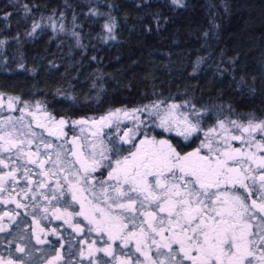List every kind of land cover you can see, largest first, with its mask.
I'll use <instances>...</instances> for the list:
<instances>
[{
  "label": "trees",
  "instance_id": "obj_1",
  "mask_svg": "<svg viewBox=\"0 0 264 264\" xmlns=\"http://www.w3.org/2000/svg\"><path fill=\"white\" fill-rule=\"evenodd\" d=\"M109 3L112 8L107 7ZM184 3L185 7L173 6L170 0H0V40L4 41L0 44V98L19 97L12 109L0 106V116H17L25 102L37 109L39 102L37 110L69 121L64 131L71 135L76 132L73 120L96 119L116 108L134 109L159 99L178 104L190 99L198 109H207L202 120L205 129L216 124L217 117L236 119L251 113L264 118V0ZM25 5L30 10L27 15ZM89 7L116 18L115 40L100 38L107 36L102 29L106 17L85 15ZM73 12L81 26L75 31L81 34L84 47L76 46L68 32ZM34 22L40 27L29 36ZM241 77L243 83L238 87ZM141 118L145 124L152 119L147 112ZM116 130H104L109 148L113 139L120 144ZM159 132L155 128L149 135ZM163 137L179 143L180 150L186 152L199 146L203 132L188 141L175 133H163ZM120 146L122 155L131 147ZM0 159L8 162L7 168L0 165V174L12 170L14 161L23 163L2 151ZM107 171L101 168L92 175L106 180ZM63 174L57 173V182L63 180ZM16 177L5 182L2 194L27 189L23 167ZM61 184L66 192L67 185ZM250 187L257 199L261 195L259 182ZM96 188L98 191L99 184ZM19 204L21 220L52 230L46 220L38 218L34 200ZM2 235L0 255L6 256L7 235ZM54 236L48 233L46 238L51 251L46 262L55 255L64 258L71 254L67 236Z\"/></svg>",
  "mask_w": 264,
  "mask_h": 264
},
{
  "label": "snow or ice",
  "instance_id": "obj_2",
  "mask_svg": "<svg viewBox=\"0 0 264 264\" xmlns=\"http://www.w3.org/2000/svg\"><path fill=\"white\" fill-rule=\"evenodd\" d=\"M170 3L186 6L184 0H170ZM107 7L112 8L113 5L109 3ZM24 9L27 15L30 11L27 5ZM63 15L61 12V17ZM85 15L106 17L102 29L107 36L100 38L105 42L116 39V18L111 13L89 7ZM156 20L158 23L159 17ZM72 21L68 32L76 41V46L84 47L80 43L81 34L75 31L81 27L76 24L75 12ZM39 27L40 24L34 22L32 31L27 35L31 36ZM60 31H65L62 23ZM3 43L0 40V44ZM242 83L243 77L237 86ZM8 100V107L12 109L19 97H9ZM35 107L40 109V103L37 102ZM28 108L29 104L25 102L24 108L19 110L24 113ZM142 112H147L152 118L148 124L140 119L138 114ZM207 112V109H198L190 99L179 104L159 99L134 109L116 108L98 119L73 120L71 124L81 126V132L84 131L83 126L90 124L95 129L92 135L97 137L102 135L104 128L111 129L114 125L119 131L121 116L133 119L135 123L120 135V144L113 139L109 148L101 139L99 153L96 151L97 144L93 142L92 151L86 154L77 143L79 137L74 136L70 141L72 149L65 150L61 145V151L56 153L54 160L50 153L47 160L39 159V145L35 153L25 152L23 145L31 144L32 140H20L14 135L16 118L10 116L6 123L12 124L13 131L6 135L0 131V151L15 148L18 160L23 163L14 161L11 171L0 174V191L5 190L4 185L9 178L12 181L17 179L20 167L24 168V176L31 185L32 172L28 164L39 166V174L45 179L56 175L53 169L44 167L46 163H52L54 168L66 173L64 182L67 194L71 196L69 201L64 184L58 181L51 200L59 202L62 198L63 204L53 208L55 218L64 219L75 231L81 232L84 229L75 217H83L88 223V231L107 235L108 241H120L122 248L134 243L135 251L144 257L143 262L137 259L134 264H264V118L251 113L236 119L217 117L216 124L205 129L202 120ZM28 114L34 116L31 111ZM44 114L49 125L38 126L48 128L49 135L58 139L66 137L64 128L69 121L64 118L57 120L47 112ZM19 120H23V115ZM3 127L0 124V130ZM155 128L161 132L156 136L149 135ZM173 132L184 141L194 136L199 138L201 132L204 138L194 150L182 152L179 143L163 138V133ZM20 135L24 133L20 132ZM31 135L35 137L36 134ZM41 142L45 149L52 148L50 142ZM233 142H238L239 146ZM123 144L131 145L127 155H122L124 149L120 145ZM69 151L74 159L67 158ZM108 153L116 158L113 160ZM105 161L108 163L105 164ZM77 164L78 168L75 167ZM0 165L8 167L3 159H0ZM101 168L110 169L106 180H97L92 175ZM255 170H259L258 176ZM257 180L261 195L248 204L253 195L248 182L255 184ZM45 187L48 185L42 180L39 188ZM237 189H243V193ZM74 204H79V211H75ZM17 207L20 205L17 204ZM44 211L47 212L48 208ZM252 221H256L255 226ZM0 231L3 229L0 228ZM38 242L43 241L38 238ZM153 247L157 257L162 259L149 255ZM99 250L113 255L111 243ZM81 255H84L83 249ZM89 255H92L91 245ZM59 258L57 255L56 259ZM114 258L116 264H133L128 255ZM0 264L3 262L0 261Z\"/></svg>",
  "mask_w": 264,
  "mask_h": 264
},
{
  "label": "rangeland",
  "instance_id": "obj_3",
  "mask_svg": "<svg viewBox=\"0 0 264 264\" xmlns=\"http://www.w3.org/2000/svg\"><path fill=\"white\" fill-rule=\"evenodd\" d=\"M0 100H2V104H0V106H4L5 108L9 109L8 107L9 101L3 100L1 98ZM29 111L33 112L34 116L29 115L28 114ZM143 113L144 112L138 114L140 119H142L141 116ZM22 115H23V120H19V118ZM10 116L11 115L0 116V124L4 125L3 129L0 131H2L3 134L5 135L8 132L13 131L12 124L6 123L7 118ZM11 117L16 118L14 135L18 136L20 140H24V141L32 140L31 144L25 143L23 145V150L25 152L30 151L35 153L37 150V145H39V149L41 153L39 159L47 160L49 158V153H50L51 158L54 160L56 158V153L61 151L60 148L61 145H63V148L65 150H71L73 145L70 143V141L74 136L79 137L77 143L82 147V150L86 154L92 151L91 145L93 144V142L97 144L96 151L97 153H99L100 140L102 139L104 141V144L106 145V141L108 138L103 135L104 130L106 128L103 129L101 136L99 137L93 136L92 132L95 131V129H93L89 124L83 126L84 127L83 132H81V126L76 125L74 126L76 130L74 134L72 135L67 134L66 137L61 136L58 139L57 136L55 135H49L48 128L38 126V124L49 125V120L43 112L34 108H28L27 110H25L24 113L20 112L17 116H11ZM134 123L135 122L133 119H126L123 116H121L119 122L120 127L118 131L119 132L118 140L120 135H122L127 128H131L134 126ZM29 127L31 129V132H29ZM114 127L115 125L113 126V128ZM20 132H23L24 135L21 136ZM31 133H35L36 134L35 137H33ZM140 138L143 137L141 136ZM41 141L50 142L52 144V148L45 149L44 143H42ZM136 142L138 143V140ZM233 143L236 146H239L238 142H233ZM194 149L188 150L186 152L192 151ZM204 151L206 153V150ZM2 152L9 153L11 155L16 156V158H18V153L15 148H13L11 151H2ZM127 154L128 152H126L124 155ZM67 158L74 159V157L71 156L70 151L68 152ZM97 159H99V156H97ZM4 162L8 165L7 161L4 160ZM13 167L14 166H12V168ZM27 167L31 169L32 173L36 174L35 178L32 177V174L30 176V179L32 180L31 185L28 184V179H27V184H28L27 189H25L21 193L19 191L18 194L13 193L10 195L2 194V192H0V228L3 229V231H0V235L1 236H3L2 234L7 235L6 243L8 244L6 256L0 255V261H2L3 264H8L9 261L11 262V264H39V263H49V262H51V264H116L114 257L124 256V255L131 256V260L133 264L137 259H139L142 262L144 261V257L141 256L140 253L135 251L134 243H130L127 248H122L120 246V241H115V242L108 241L107 235L98 234L95 231H88V223L86 220L83 219V217H75V221L78 222L80 226L84 229V231L81 232L75 231L73 227H70L69 224L65 223L64 219H56L55 216L53 215V208L62 206L63 199L61 198L59 202L56 201L55 203L53 200H51V196L57 184L56 181L58 180L57 173H62V172L59 169L54 168L52 163H46L44 165L45 169H53V171L56 172V175H51L47 177V179H45L39 174L40 173L39 166L35 164H28ZM75 167L78 168L79 165L77 164L75 165ZM109 170L110 169L108 168V171ZM9 171H11V168ZM9 171H5V172H9ZM108 171L106 173V177H105L106 179H107ZM255 171H256V175L258 176L259 170H255ZM65 174L66 173L63 174V180L60 181V183H65L64 182ZM42 180H44V182L48 184V186H51L52 188L51 187L50 188L45 187L42 189L39 188V183ZM257 182L259 181L257 180ZM248 183L250 185L252 182L249 181ZM65 193H66V198L69 201H71V196L67 194V188ZM45 197H48V199H45ZM22 198L23 200H18ZM252 199L255 198L252 197L250 199L249 204H251ZM30 200H34V202L36 203V207L40 215L38 218L41 217L42 219L46 220V223L50 224L52 230L49 229L45 231V229H42V226L40 224H36L35 222L28 223L24 220H21L20 217L22 215H20V212L17 208V204H19V202L21 201L28 202ZM53 203H55L54 206H52ZM45 204L49 206L47 212L44 211V208L46 207ZM73 207L75 211H79V204H74ZM52 223L55 224V227L51 225ZM252 223L255 226L256 221H252ZM48 233H50L53 237H55L54 235H58V234L60 235L64 234V236H67L66 239L67 241L66 244L68 245L67 249L71 250V254L64 258L60 257L59 259H56L57 255H55L46 262L45 260L47 259L48 255L51 253L50 246L46 239L48 237ZM38 238L43 242H38ZM59 243L63 245V242L60 241ZM108 243L112 244V248H113L112 256L106 255L105 252L102 250L97 251V249H104L105 247H107ZM89 245L92 246V255H89ZM18 249H23V251H18ZM81 249H83L84 252L83 256L81 255ZM161 251H165V250H161ZM149 255L152 256L154 259L163 258V257H157L156 250L149 252Z\"/></svg>",
  "mask_w": 264,
  "mask_h": 264
}]
</instances>
